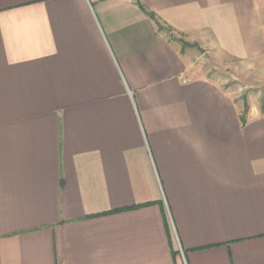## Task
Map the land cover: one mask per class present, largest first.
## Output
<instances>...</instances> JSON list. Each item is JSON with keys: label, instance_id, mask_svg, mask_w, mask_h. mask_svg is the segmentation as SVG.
Listing matches in <instances>:
<instances>
[{"label": "crops", "instance_id": "crops-1", "mask_svg": "<svg viewBox=\"0 0 264 264\" xmlns=\"http://www.w3.org/2000/svg\"><path fill=\"white\" fill-rule=\"evenodd\" d=\"M174 37L264 79V0H0V264H264V109Z\"/></svg>", "mask_w": 264, "mask_h": 264}, {"label": "rangeland", "instance_id": "rangeland-1", "mask_svg": "<svg viewBox=\"0 0 264 264\" xmlns=\"http://www.w3.org/2000/svg\"><path fill=\"white\" fill-rule=\"evenodd\" d=\"M172 37V35H170ZM175 38V37H174ZM180 48L185 51H189L193 55L194 62H197L199 59V64L201 69L204 67L208 69L209 73H216L221 77H224V80H221V85L228 87L229 90H233L236 95V103L240 105L239 110V119L240 121L243 118H246L245 114L249 108H252V115L254 118L260 116L262 109H264V79L254 78L250 73L248 78L240 76H231L221 67L214 66L212 64L208 55H206L201 48L198 47V44L189 43L184 39L175 38ZM182 41V42H181ZM228 77V78H227Z\"/></svg>", "mask_w": 264, "mask_h": 264}, {"label": "trees", "instance_id": "trees-1", "mask_svg": "<svg viewBox=\"0 0 264 264\" xmlns=\"http://www.w3.org/2000/svg\"><path fill=\"white\" fill-rule=\"evenodd\" d=\"M140 9L143 10V11H145V13H147L151 18L154 17V14H152V13H150V12H147V11L145 10V8H144L143 6H141V5H140ZM244 119H245V118L242 117V122L244 121Z\"/></svg>", "mask_w": 264, "mask_h": 264}]
</instances>
